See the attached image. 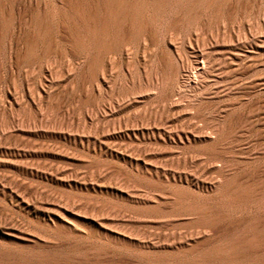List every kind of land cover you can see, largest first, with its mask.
Wrapping results in <instances>:
<instances>
[{"label": "rangeland", "instance_id": "374dc122", "mask_svg": "<svg viewBox=\"0 0 264 264\" xmlns=\"http://www.w3.org/2000/svg\"><path fill=\"white\" fill-rule=\"evenodd\" d=\"M58 1L0 0V264H225L216 245L264 230V0L143 2L98 56L101 4Z\"/></svg>", "mask_w": 264, "mask_h": 264}, {"label": "bare ground", "instance_id": "6f19581e", "mask_svg": "<svg viewBox=\"0 0 264 264\" xmlns=\"http://www.w3.org/2000/svg\"><path fill=\"white\" fill-rule=\"evenodd\" d=\"M18 1V0H17ZM55 1H57V0H55ZM59 1H61V0H59ZM58 1V2H59ZM63 1H65V0H63ZM67 1V0H66ZM65 1V2H66ZM71 1V0H70ZM74 1V0H73ZM92 1V0H91ZM95 1V0H94ZM184 1H186V0H96L95 2H97L96 4H97V6L99 5V4H101V8H103V9H100V12L102 11V14H103V17L102 18H100V20H95L94 22H92L91 24H90V26H89V28L88 29H86L82 34V36L80 35V39L84 42V43H86V42H92L93 43V47H94V49H93V51L95 52V55H97L101 50H105V49H102L105 45H109V44H104V41H106V43H107V38H109V37H107V35H108V33L111 31V28H118L117 29V31H119V28L120 27H122V25L120 26V24H122V22L124 21V26L123 27H125V25H127L128 23H132V22H128V21H125L126 20V18H128L127 16H128V14L130 15H132L133 17H136V15H138V10L141 8L140 6H141V3H143V2H147V3H151V4H156L157 6L159 5V6H164L165 4H169L168 6H170L169 8H170V10H171V8H174V7H176L177 8V6L179 7V6H181V5H187V3H189L190 4V1H192V3H195V2H200V3H203V2H201L202 0H187L186 1V3H184ZM195 1V2H194ZM209 1V0H208ZM2 2V1H1ZM4 2V1H3ZM49 2V1H48ZM72 2V1H71ZM84 2V1H83ZM93 2V1H92ZM225 2V1H224ZM22 3V2H21ZM28 3V2H27ZM43 3V2H42ZM50 3V2H49ZM73 3V2H72ZM77 2H75V5L76 6H78V3L76 4ZM94 3V2H93ZM92 3V4H93ZM208 3V2H207ZM48 4V3H47ZM46 4V5H47ZM57 4V3H56ZM65 3H63L62 5H64ZM70 4V3H69ZM68 4V7L71 5H69ZM81 4V3H80ZM95 4V3H94ZM93 4V5H94ZM146 4V3H145ZM150 4V5H151ZM29 5V4H28ZM44 5V4H43ZM61 5V4H60ZM92 5V6H93ZM16 6H18L17 4H16ZM26 6V5H25ZM24 6V7H25ZM86 6V5H85ZM145 6V5H144ZM143 6V7H144ZM149 6V5H148ZM36 7V6H35ZM62 7V6H61ZM67 7V6H66ZM72 7H75L73 4H72ZM151 7V6H150ZM184 7V6H183ZM189 7V6H188ZM197 7V6H196ZM1 8V7H0ZM22 8V7H21ZM37 8V7H36ZM49 8V7H48ZM47 8V9H48ZM77 8L78 7H76V8H74V11L75 12H77L78 10H77ZM82 8V7H81ZM94 8V7H93ZM164 8V7H163ZM168 8V7H167ZM24 9H26V8H24ZM46 9V10H47ZM68 9V8H67ZM146 9H149V8H146ZM175 9V8H174ZM174 9H172L173 10V12H174ZM191 9V8H190ZM8 10V9H7ZM29 10V9H28ZM51 10V9H50ZM69 10H71V7L69 8ZM72 10H73V8H72ZM93 10H95V8L93 9ZM150 10H151V8H150ZM152 10H156V9H152ZM169 10V9H168ZM169 10V11H170ZM13 11V10H12ZM12 11H11V13H12ZM31 11V10H30ZM140 11H141V9H140ZM148 11V10H147ZM34 12V11H33ZM55 12V11H54ZM64 12V11H63ZM71 12V11H70ZM73 12V11H72ZM93 12H95V11H93ZM97 12V11H96ZM25 13V12H24ZM36 13V12H35ZM34 13V14H35ZM45 13V12H44ZM44 13H42V14H44ZM78 13V12H77ZM166 13V12H165ZM9 14V13H8ZM31 14V13H30ZM87 14V13H86ZM96 14V13H95ZM140 14V13H139ZM184 14H186V13H184ZM6 15V14H5ZM15 15V14H14ZM33 15V14H32ZM130 15V16H131ZM21 16V15H20ZM37 16V15H36ZM64 16V15H63ZM100 16H102L101 14H100ZM99 16V17H100ZM171 16V15H170ZM184 16H186V15H184ZM188 16V15H187ZM6 17V16H5ZM26 17V16H25ZM28 17L30 18V16H29V14H28ZM48 17V16H47ZM4 18V17H3ZM31 18H32V16H31ZM30 18V19H31ZM46 18V17H45ZM61 18V17H60ZM66 18V17H65ZM137 18V17H136ZM136 18H132L133 20H135ZM140 18V17H139ZM169 18V17H168ZM175 18V17H174ZM27 19V18H26ZM129 19H131V17H129ZM132 19H131V21H132ZM179 19V18H178ZM88 20V19H87ZM92 20V19H91ZM94 20V19H93ZM175 20H177V19H175ZM187 21H188V19H186ZM4 21H5V19H4ZM62 21V20H61ZM160 21V20H159ZM180 21V20H179ZM23 22V21H22ZM21 22V23H22ZM31 22V21H30ZM55 22H57V21H55ZM60 22V21H59ZM91 22V21H90ZM128 22V23H127ZM176 22H178V21H176ZM175 21H174V23H176ZM29 22H27V24H28ZM68 23V22H67ZM127 23V24H126ZM134 24H135V21L133 22ZM133 23H132V26H130V24L128 25V26H126L127 28H128V30H127V32L129 31V30H131L132 28L131 27H133ZM5 24V23H4ZM27 24L25 25V26H27ZM52 24V23H51ZM136 24H137V22H136ZM23 25V24H22ZM42 25V24H41ZM40 25V26H41ZM138 25V24H137ZM140 25V24H139ZM43 26V25H42ZM136 26V25H135ZM164 26V25H163ZM176 26V25H175ZM63 27V26H62ZM42 28V27H41ZM126 28V29H127ZM134 28V27H133ZM138 28V27H137ZM136 28V29H137ZM190 28V27H189ZM24 29V28H23ZM39 29V28H38ZM49 29V28H48ZM57 29V28H56ZM82 29H84L83 27H82ZM40 31H41V29H39ZM124 30V28L121 30L120 29V31H123ZM135 30V29H134ZM187 30V29H186ZM10 31H12V30H10ZM81 31V30H80ZM113 31V30H112ZM115 31V30H114ZM29 32V31H28ZM126 32V31H125ZM126 32V33H127ZM22 33V32H21ZM77 33V32H76ZM85 33V34H84ZM112 33H114V32H112ZM112 33H110V34H112ZM133 33V32H132ZM40 34V33H39ZM81 34V33H80ZM125 33H123V35H124ZM20 35V34H19ZM38 35V34H37ZM119 35H121V33L119 34ZM129 34H125L124 35V37H126V36H128ZM9 36V35H8ZM30 36V35H29ZM43 36V35H42ZM77 36V35H76ZM78 36H79V32H78ZM113 36V35H112ZM111 36V37H112ZM131 36V35H130ZM143 36V35H142ZM25 37V36H24ZM27 37V36H26ZM70 37V36H69ZM137 37V36H136ZM18 38H20V37H18ZM30 38V37H29ZM33 38H35V37H33ZM76 38V37H75ZM79 38V37H78ZM121 37H119V39H120ZM128 39L130 38V37H127ZM127 38H124V39H126L127 40ZM8 39V38H7ZM16 39V38H15ZM25 39V38H24ZM27 39V38H26ZM39 39V38H38ZM44 39V38H43ZM109 39H112V38H109ZM123 39V40H124ZM33 39H31L30 41H32ZM35 40V39H34ZM75 40V39H74ZM77 40V39H76ZM81 40H79V41H81ZM114 40V39H113ZM125 40V41H126ZM39 41V40H38ZM43 41V40H42ZM41 41V42H42ZM108 41H110V40H108ZM119 41V40H118ZM17 42H18V40H17ZM26 41H23V43H25ZM27 42H28V40H27ZM68 42V41H67ZM77 42V41H76ZM83 42H82V45H83ZM128 42V41H127ZM144 42V41H143ZM34 43H35V41H34ZM78 43V42H77ZM79 43H81V42H79ZM18 44V43H17ZM26 44V43H25ZM29 44V43H28ZM74 44H76V43H74ZM91 44V43H90ZM30 45V44H29ZM35 45V44H34ZM79 45V44H78ZM88 45V44H87ZM86 45V46H87ZM30 46H32V47H34L33 46V44L32 45H30ZM29 46V47H30ZM75 46H77V45H75ZM80 46H81V44H80ZM110 46V45H109ZM14 47H16V45L14 46ZM78 47V46H77ZM124 47V46H123ZM24 48H26V47H24ZM28 48V47H27ZM75 48V47H74ZM81 48H82V46H81ZM81 48H80V50H81ZM86 48H88L87 49V51L90 49L89 48V46L88 47H86ZM121 48V47H120ZM30 49V48H29ZM124 49H125V47H124ZM201 49V48H200ZM17 50V49H16ZM15 50V51H16ZM107 50V49H106ZM23 51V50H22ZM26 51V50H25ZM60 51V50H59ZM74 51V50H73ZM81 51H83V49L81 50ZM86 51V50H85ZM16 52H18V51H16ZM25 53V52H24ZM89 52H87V54H88ZM124 53V52H123ZM16 55H17V53H15ZM86 54V53H85ZM203 54L204 53H199V57H201V60L200 61H198L197 59H195L194 60V75H192L193 76V81H194V83L193 84H195V80H197L203 73H204V70H205V67H206V59H205V57L203 56ZM208 54V53H207ZM10 55V54H9ZM92 55V54H91ZM83 56V55H82ZM84 56H86V55H84ZM98 56V55H97ZM96 56V57H97ZM8 57V56H7ZM28 57V56H27ZM10 58V57H9ZM23 58V57H22ZM26 58V57H25ZM83 58H85V57H83ZM88 58H89V55H88ZM16 59H17V57H16ZM21 59V58H20ZM91 59V58H90ZM14 60V59H13ZM22 60V59H21ZM31 60V59H30ZM92 60V59H91ZM28 61V60H27ZM32 61V60H31ZM29 62V61H28ZM81 62V61H80ZM192 62V61H191ZM200 62V63H199ZM17 63V62H16ZM209 63V62H208ZM15 65V64H14ZM18 65V64H17ZM106 66V65H105ZM51 67V66H50ZM182 67V66H181ZM185 67V66H184ZM45 68V67H44ZM209 71V70H208ZM105 72V71H104ZM184 72V71H183ZM182 74V73H181ZM206 75V74H205ZM182 76V75H181ZM182 80V79H181ZM188 82H189V78L188 79H186ZM190 81H192V80H190ZM157 82V81H156ZM197 83V82H196ZM191 84H192V82H191ZM156 85V84H155ZM157 86H158V82H157ZM190 86V85H189ZM195 86V85H194ZM156 87V86H155ZM229 122V121H228ZM222 124V123H221ZM231 125V124H230ZM206 127V126H205ZM213 127H215V126H213ZM228 127V126H227ZM217 128V127H216ZM148 129H150V128H148ZM166 130V129H165ZM175 130H177V129H175ZM174 130V131H175ZM180 130V129H179ZM182 130V129H181ZM198 130V129H197ZM209 130V129H208ZM211 130V129H210ZM213 130V129H212ZM170 131V130H169ZM215 131V130H214ZM226 131V130H225ZM151 132V131H150ZM195 132V131H194ZM147 133V132H146ZM152 133V132H151ZM163 133V132H162ZM183 133H184V131H183ZM216 133V132H215ZM153 134V133H152ZM166 134V133H165ZM186 134V133H185ZM192 134V133H191ZM200 135V134H199ZM210 135V134H209ZM186 136V135H185ZM208 136V135H207ZM210 136H212V135H210ZM193 137V136H192ZM158 138V137H157ZM160 138H162V137H160ZM217 138V137H216ZM173 139V138H172ZM162 140H164V139H162ZM180 141V140H179ZM211 142V141H210ZM223 142H224V140H223ZM213 143V142H212ZM221 146V145H220ZM211 147V146H210ZM213 147V146H212ZM224 153V152H223ZM216 155V154H215ZM193 157V156H192ZM219 157V156H218ZM217 157V158H218ZM253 157V156H252ZM190 158V157H189ZM214 159V158H213ZM212 159V160H213ZM193 160V159H192ZM220 160V159H219ZM211 161V160H210ZM214 161V160H213ZM218 161V160H217ZM223 161V160H222ZM225 162V161H224ZM217 163V162H216ZM220 162L218 161V164H216V165H220L219 164ZM215 164V163H214ZM221 164H223V163H221ZM225 164V163H224ZM211 165V164H210ZM226 165H227V162H226ZM227 167H229V166H227ZM220 168H221V166H220ZM219 168V169H220ZM225 168V167H224ZM180 170V169H179ZM221 170V169H220ZM219 170V172H221ZM223 170V169H222ZM225 170V169H224ZM178 171V170H177ZM186 171V170H185ZM232 171V170H231ZM257 171H258V169H257ZM263 171H264V169H263ZM218 172V171H217ZM185 173V172H184ZM188 173V172H187ZM227 173V172H226ZM211 174H213V173H211ZM184 175V174H183ZM199 175V174H198ZM221 174H219L218 176H220ZM253 175V174H252ZM252 175H251V178H252ZM224 176V175H223ZM173 177V176H172ZM186 177V176H185ZM198 177V176H197ZM210 177V176H209ZM174 178V177H173ZM223 178V177H222ZM257 178V177H256ZM224 179H225V176H224ZM260 179V178H259ZM200 180H203V179H200ZM216 180V179H215ZM214 180V181H215ZM219 180L220 181H218L217 183H219V182H221V179H220V177H219ZM250 180V179H249ZM248 180V181H249ZM172 181V180H171ZM174 181V180H173ZM244 181V180H243ZM216 182V181H215ZM253 182H255V181H253ZM205 183V182H204ZM203 183V184H204ZM214 183V182H213ZM230 183V182H229ZM251 183V182H250ZM256 183V182H255ZM264 183V182H263ZM192 184V183H191ZM215 184V183H214ZM221 184V183H220ZM251 184H253V183H251ZM172 185V184H171ZM196 185H197V183H196ZM201 185V184H200ZM216 185V184H215ZM214 185V186H215ZM219 185V184H218ZM217 185V186H218ZM229 185V184H228ZM230 185H231V183H230ZM247 185H248V183H247ZM257 185V184H256ZM262 185V184H261ZM158 186V185H157ZM216 186V187H217ZM175 187V186H174ZM213 187V186H212ZM237 187V186H236ZM151 188V187H150ZM235 188V187H234ZM233 188V189H234ZM242 188H243V186H242ZM203 189V188H202ZM205 189V188H204ZM241 189V188H240ZM175 190V189H174ZM211 190V189H210ZM212 190H213V188H212ZM239 190V189H238ZM238 190H236V191H238ZM244 190H247L246 189V186H244V188H243V190H240V191H244ZM250 190V189H249ZM249 190H247V191H249ZM215 191V190H214ZM223 191V190H222ZM235 191V190H234ZM158 192V191H157ZM172 192V191H171ZM177 192V191H176ZM212 191H210V193H209V197H211L210 196V194H212L211 193ZM217 192H219V191H217ZM239 192V191H238ZM245 192V191H244ZM243 192V193H244ZM250 192L251 191H249L248 193L250 194ZM260 192V191H259ZM156 193V192H155ZM166 193V192H165ZM257 193H258V190H257ZM158 194H160V192L158 193ZM195 194V193H194ZM200 194V193H199ZM215 194H216V192H215ZM225 194V193H224ZM228 194H230V193H228ZM233 194V193H232ZM234 194H236V196H237V193H234ZM241 193H239V195H240ZM246 194V193H245ZM244 194V195H245ZM249 194H247L248 196H249ZM254 194H256L255 192H253V195ZM164 195V194H163ZM172 195H174V194H172ZM180 195V194H179ZM188 195V194H187ZM197 195H198V193H197ZM212 195H214V194H212ZM238 195V196H239ZM250 195H252V193L250 194ZM257 195V194H256ZM261 195V194H260ZM185 196V195H184ZM207 196V197H208ZM231 196V195H230ZM233 196H235V195H233ZM242 196V195H241ZM241 196L240 197H238L239 199H237V197L236 198H234L233 197V199H237V200H242V201H244L245 202V200H246V198H245V196H244V198H245V200H243L242 198H243V196H242V198H241ZM247 196V197H248ZM258 196V195H257ZM153 197V196H152ZM154 197H157V196H154ZM154 197L152 198V199H154ZM167 197V196H166ZM175 197V196H174ZM204 197V196H203ZM208 197V198H209ZM212 197H214V196H212ZM254 197V196H253ZM262 197V196H261ZM190 198V197H189ZM194 198V197H193ZM199 198V197H198ZM216 198H217V196H216ZM226 198V197H225ZM249 198V197H248ZM259 198V197H258ZM263 198V197H262ZM156 199V198H155ZM188 199V198H187ZM192 199V198H191ZM196 199H197V197H196ZM207 198H205V200H206ZM214 199V198H213ZM219 199V198H218ZM229 199V198H228ZM264 199V198H263ZM262 199V200H263ZM179 200V199H178ZM190 200V199H189ZM201 200V199H200ZM208 200V199H207ZM210 200V199H209ZM211 200H212V198H211ZM165 201V200H164ZM163 201V202H164ZM177 201V200H176ZM202 201H203V199H202ZM213 201V200H212ZM229 201H231L232 202V198H231V200H229ZM235 201V200H234ZM242 201H240V202H242ZM248 201V200H247ZM251 201V200H250ZM264 201V200H263ZM143 202V201H142ZM156 202V201H155ZM168 202V201H167ZM180 202V201H179ZM196 202V201H195ZM194 202V203H195ZM207 202H209V201H207ZM214 202V201H213ZM213 202H210V203H213ZM239 201H236V203H238ZM251 202H255V201H251ZM261 202V201H260ZM169 203H171V202H169ZM168 203V204H169ZM184 203V202H183ZM192 203V202H191ZM194 203H192V205L194 204ZM206 203V202H205ZM215 203V202H214ZM228 203V202H227ZM248 202H246V206L247 205H249V204H247ZM264 202H262V203H259V204H263ZM182 204V203H181ZM188 204V203H187ZM190 204V203H189ZM199 204H201V202L199 203ZM203 204V203H202ZM223 204V203H222ZM231 204V203H230ZM232 204H233V202H232ZM231 204V205H232ZM255 204V203H254ZM258 204V205H259ZM156 205V204H155ZM171 205V204H170ZM180 205V204H179ZM197 205V207L199 206L198 204H196ZM213 205H215V204H213ZM229 205V204H228ZM228 205H227V207H228ZM234 205V207H235V203L233 204ZM244 205V204H243ZM244 205V206H245ZM257 205V204H256ZM140 206V205H139ZM164 206V205H163ZM184 206H186L185 204H184ZM190 207H191V205H189ZM203 207H204V205H202ZM201 206V208L199 207L198 209H203V207ZM245 206V207H246ZM172 207V206H171ZM179 207V206H178ZM194 207V206H193ZM196 207V206H195ZM205 207H206V209L208 210V208L210 207V206H208V205H205ZM208 207V208H207ZM214 207V206H213ZM238 206L236 205V208H237ZM240 207V206H239ZM259 207V206H258ZM257 207V208H258ZM145 208H146V206H145ZM169 208V207H168ZM176 207H174V209H175ZM180 208V207H179ZM187 208V207H186ZM192 208V207H191ZM212 207H210L209 209L210 210H214V208H212ZM228 208H230V206L228 207ZM232 208V207H231ZM242 208V207H241ZM252 208H253V206H252ZM173 209V210H174ZM198 209L197 210H195V211H198ZM244 209V208H243ZM248 209L250 210V206L248 207ZM260 209V208H259ZM125 210V209H124ZM184 210V209H183ZM193 210V209H192ZM191 209L190 210H188V211H192ZM205 210V209H204ZM212 210V211H213ZM217 210V209H216ZM225 210H226V208H225ZM230 210H232V209H230ZM230 210H229V213H231L230 212ZM233 210H234V208H233ZM237 210V209H236ZM241 210V209H240ZM247 210V209H246ZM176 211V210H175ZM179 211V210H178ZM177 211V212H178ZM187 211V212H188ZM194 211V212H195ZM203 211V210H202ZM215 211V210H214ZM222 211H224V210H222ZM239 211V210H238ZM238 211H237V213H238ZM262 211V213H263V210H261ZM193 212V213H194ZM200 212V211H199ZM203 212H205V211H203ZM202 212V213H203ZM207 212H209V211H207ZM234 212V211H233ZM233 212H232V214H233ZM244 212V210L243 211H241V213H243ZM185 213V212H184ZM219 213V212H218ZM236 212L234 213V214H237ZM256 213V212H255ZM259 213H261V212H259ZM172 214V213H171ZM170 214V215H171ZM187 214V213H186ZM192 214V213H191ZM204 214H206L207 215V213H203V215ZM209 214V213H208ZM227 214H228V212H227ZM238 214H240V213H238ZM166 215V214H165ZM164 215V216H165ZM202 214H201V216L200 215H197L196 214V216H199V218L197 217V219L198 220H200V217H202L203 216ZM206 215H204V216H206ZM173 216V215H172ZM189 216V215H188ZM187 216V217H188ZM193 216V215H192ZM222 215H220V217H221ZM225 216H226V214H225ZM228 216V215H227ZM226 216V217H227ZM235 216V215H234ZM233 216V217H234ZM239 215H236V217H238ZM240 216H241V214H240ZM264 216V215H263ZM262 216V217H263ZM175 217V216H174ZM178 217V216H177ZM195 217V216H194ZM194 217H192V220H194L195 222L197 221L196 219H193ZM210 217V216H209ZM217 217V216H216ZM231 217V216H230ZM236 217H234V219L236 218ZM256 217V216H255ZM166 219H167V217H165ZM169 218H170V216H169ZM179 218H180V215H179ZM182 218V217H181ZM184 218V217H183ZM189 218H191V217H189ZM208 218V217H207ZM243 218V217H242ZM241 218V219H242ZM264 218V217H263ZM263 218H261V219H263ZM146 219V218H145ZM163 219H164V217H163ZM188 219V218H187ZM203 219H205L204 217H203ZM210 219H212V218H208V219H205V220H200L201 222V224H200V226H197V225H199V224H195L196 225V227H198V228H201V230H200V232H202L203 230H204V232H206L207 233V231H210L209 229H207L208 228V226H209V223H210ZM227 219V218H226ZM229 219V218H228ZM227 219V220H228ZM239 219V218H238ZM169 220V219H168ZM172 220H174L173 218H172ZM183 220V219H182ZM213 220V219H212ZM211 220V221H212ZM219 220V219H218ZM222 220H223V218H222ZM231 221H233L232 219H230ZM230 220H229V222H230ZM258 220H260V219H258ZM190 221V220H189ZM189 221L188 222H186V223H189ZM220 221V220H219ZM237 221V220H236ZM250 221V220H249ZM263 221V220H262ZM54 222V221H53ZM161 222V221H160ZM197 222H199V221H197ZM196 222V223H197ZM221 222V221H220ZM219 222V223H220ZM224 222H225V220H224ZM234 222V221H233ZM241 222V221H240ZM259 222V221H258ZM257 222V223H258ZM167 223H169V222H167ZM183 223V222H182ZM185 223V224H186ZM212 223H213V221H212ZM226 223H227V221H226ZM231 223V222H230ZM236 223V222H235ZM192 224H193V221H192ZM191 224V225H192ZM221 224H222V222H221ZM228 224V223H227ZM233 224V223H232ZM260 224H261V222H260ZM259 223H258V225H260ZM166 225V224H165ZM190 225V227L192 228V229H190V230H193V227H194V225H192L191 226ZM224 225V224H223ZM229 225V224H228ZM228 225H227V227H228ZM256 225V224H255ZM263 225V228H264V224H262ZM174 226V225H173ZM218 226V225H217ZM221 226V225H220ZM231 226V225H230ZM168 227V226H167ZM176 227V226H175ZM181 227V226H180ZM185 227H186V225H185ZM187 227H189L188 225H187ZM183 228V230H186V229H189V228ZM256 226H248L247 227V230H249V233H248V235H246V236H241L240 238H235V239H232V240H230V241H228V242H225L224 241V243H221V244H219V245H216V248H214L213 250H217L218 251V254L215 256V257H213L214 259L216 258H218V259H220L221 260V262L223 261L225 264H246V263H249V264H264V252L263 253H261V254H257V252H256V248L257 247H259V246H261L262 248H264V230L262 229L261 231H260V229H259V231H260V233H257V231H256V234L255 233H253L252 231H253V229H255L256 230V228H255ZM259 227H262V226H259ZM259 227H257V229L259 228ZM203 228V229H202ZM211 228V227H210ZM173 229V228H172ZM230 229V228H229ZM228 229V230H229ZM163 230V229H162ZM179 230H181V229H179ZM196 230V229H195ZM164 231V230H163ZM188 231V230H187ZM198 231V230H197ZM222 231V230H221ZM239 231V230H238ZM181 232H182V230H181ZM189 232L190 231H188V234L187 235H189ZM194 232H196V231H194ZM250 232H252V233H250ZM153 233H155V232H153ZM183 233L185 234L186 232L185 231H183ZM199 233V232H198ZM214 234H215V236H217L218 234H217V232H213ZM213 233H211V234H213ZM156 234H158V233H156ZM181 234V233H180ZM192 234V233H191ZM194 234V236L196 237V235H197V233L195 234V233H193ZM202 234H204V233H202ZM222 234V233H221ZM171 235V234H170ZM183 236H186V235H183ZM192 237V235H189V236H187V237ZM193 236V237H194ZM199 236V235H198ZM197 236V237H198ZM211 236V235H210ZM166 237V236H165ZM180 237V236H179ZM194 237V238H195ZM196 237V238H197ZM219 237V236H218ZM148 238V237H147ZM151 238V237H150ZM162 238V237H161ZM181 238V237H180ZM185 238V237H184ZM193 238V240L194 241H196V238L194 239ZM199 238H201L200 239V241L202 240L203 241V239L202 238H204V237H202L201 236V233H200V237ZM217 238V237H216ZM198 239V238H197ZM206 239V238H205ZM141 241H142V239H140ZM147 240V239H146ZM176 240H177V237H176ZM180 240H182V238L180 239ZM186 242L185 243H188L187 242V238H185L184 239ZM228 240V239H227ZM154 241V240H153ZM153 241H151V242H153ZM188 241H189V239H188ZM201 241V242H202ZM217 241H220V240H217ZM216 241V242H217ZM143 242V241H142ZM158 242V241H157ZM182 242V241H181ZM129 243V242H128ZM147 243V242H146ZM145 243V244H146ZM165 243V242H164ZM183 243V242H182ZM182 243H180V244H182ZM184 243V245H187V244H185ZM189 243H190V241H189ZM193 243V242H192ZM194 243H196V242H194ZM193 243V244H194ZM199 241H198V246H199ZM137 244V243H136ZM144 244V245H145ZM191 244V243H190ZM143 245V246H144ZM147 245V244H146ZM149 245V244H148ZM174 245H176V244H174ZM183 245V244H182ZM183 245V247H185ZM192 245V244H191ZM75 246V245H74ZM74 246H73V248H74ZM132 246V245H131ZM154 246V245H153ZM190 246V245H189ZM189 246H187L188 248H191V247H189ZM197 246V244L193 247L192 246V248H191V251L190 250H188L189 252H195V251H192V249L194 250L195 249V247ZM72 247V246H71ZM180 247V246H179ZM183 247H181V249H183L182 250V252L184 251V248ZM215 247V246H214ZM70 248V247H69ZM68 248V249H69ZM138 248V247H137ZM146 248H148V246L146 247ZM154 248V247H153ZM175 248V247H174ZM66 249V248H65ZM161 249V248H160ZM165 249V248H164ZM168 249V248H167ZM187 249V248H186ZM247 249H250L251 250V253L250 254H247L246 252H247ZM7 250V249H6ZM138 250V249H137ZM136 250V251H137ZM170 250V249H169ZM196 250V249H195ZM199 250V249H198ZM63 251V250H62ZM73 251V250H72ZM135 251V250H134ZM187 251V250H186ZM249 251V250H248ZM29 252V251H28ZM145 252V251H144ZM157 252H159V251H157ZM178 252V251H177ZM181 252V251H180ZM179 252V253H180ZM181 252V253H182ZM56 253V252H55ZM59 253H61V252H59ZM59 253L57 254V256H59ZM64 253V252H63ZM68 253H74V252H68ZM137 253H138V251H137ZM140 253H141V251H140ZM143 253V252H142ZM141 253V254H142ZM156 253V252H155ZM179 253L177 254V255H179ZM183 253H185L186 254V252L184 251ZM198 253V252H197ZM52 254V253H51ZM67 254V253H66ZM151 254V253H150ZM169 254V253H168ZM175 254V253H174ZM187 254H188V252H187ZM192 254V253H191ZM199 254V253H198ZM61 255H62V253H61ZM137 255V254H136ZM145 255V254H144ZM148 255V254H147ZM156 255V254H155ZM159 255H161V254H159ZM158 255V256H159ZM183 255V254H182ZM193 255V254H192ZM190 256V257H193V256H195V255H197V254H195V255H193V256ZM50 256V255H49ZM70 256V255H69ZM74 256V255H73ZM139 256V255H138ZM165 256V255H164ZM164 256H163V258H164ZM169 256V255H168ZM173 256V255H172ZM186 256V255H185ZM201 256V255H200ZM45 257V256H44ZM48 257V256H47ZM50 257H53V256H50ZM54 257H56V256H54ZM53 257V258H54ZM135 257V256H134ZM188 257H189V255H188ZM189 257V258H190ZM60 258H62V257H59V260H60ZM67 258H69V257H67ZM70 258H72V257H70ZM125 258V257H124ZM152 258V257H151ZM159 258H161V259H163L162 257H159ZM174 258V257H173ZM180 258H182V256L180 255ZM186 258H187V256H186ZM195 258H197V256L195 257ZM211 257H206V259H210ZM57 259V258H56ZM64 259V258H63ZM73 259V258H72ZM130 259V258H129ZM149 259V258H148ZM168 258H166L165 260H167ZM177 259V258H176ZM188 259V258H187ZM198 259V258H197ZM205 259V258H204ZM212 259V258H211ZM21 260V259H20ZM113 260H114V258H113ZM134 260V259H133ZM169 260V259H168ZM181 260V259H180ZM179 260V261H180ZM191 261L193 260V262L194 261H196V260H194L193 258H191L190 259ZM190 260H188V262L190 261ZM4 261V260H3ZM3 261H2V263H3ZM8 260L6 259V262H7ZM15 261V260H14ZM24 261V260H23ZM48 261V260H47ZM63 261V260H62ZM64 261H66L65 259H64ZM130 261H132V260H130ZM135 261V260H134ZM133 261V262H134ZM159 261V260H158ZM157 261V262H158ZM161 261V260H160ZM170 261V260H169ZM190 261V262H191ZM5 262V263H6ZM18 262V261H17ZM57 262V261H56ZM67 262V261H66ZM96 262V261H95ZM105 262V261H104ZM116 262V261H115ZM117 262H118V259H117ZM116 262V263H117ZM175 262V261H174ZM180 262H182V260L180 261ZM180 262H178V264L180 263ZM184 262H187V261H184ZM183 262V264H186V263H184ZM198 262V261H197ZM222 262V263H223ZM23 263V262H22ZM21 263V264H22ZM27 263V262H26ZM47 263V262H46ZM49 263V262H48ZM59 263H61V262H59ZM69 263V262H68ZM70 263H71V261H70ZM69 263V264H70ZM100 263V262H99ZM158 263H160V262H158ZM170 263V262H169ZM176 263V262H175ZM196 263V262H195ZM7 264H8V262H7ZM12 264H13V262H12ZM28 264V263H27ZM63 264V263H62ZM98 264V263H97ZM105 264V263H104ZM117 264H119V263H117ZM181 264V263H180ZM188 264V263H187Z\"/></svg>", "mask_w": 264, "mask_h": 264}]
</instances>
